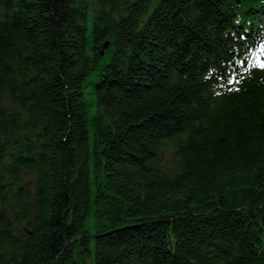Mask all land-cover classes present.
<instances>
[{"label":"trees","instance_id":"1","mask_svg":"<svg viewBox=\"0 0 264 264\" xmlns=\"http://www.w3.org/2000/svg\"><path fill=\"white\" fill-rule=\"evenodd\" d=\"M263 13L0 0V264H264Z\"/></svg>","mask_w":264,"mask_h":264},{"label":"snow or ice","instance_id":"2","mask_svg":"<svg viewBox=\"0 0 264 264\" xmlns=\"http://www.w3.org/2000/svg\"><path fill=\"white\" fill-rule=\"evenodd\" d=\"M240 65H245V71L247 72L250 68H259L264 70V41L258 46H250L248 49L247 60L237 61ZM235 82V77L229 78V83Z\"/></svg>","mask_w":264,"mask_h":264},{"label":"rangeland","instance_id":"3","mask_svg":"<svg viewBox=\"0 0 264 264\" xmlns=\"http://www.w3.org/2000/svg\"><path fill=\"white\" fill-rule=\"evenodd\" d=\"M171 151H168V153H170ZM165 158V165L166 166H170L171 165V155H167L164 157Z\"/></svg>","mask_w":264,"mask_h":264},{"label":"water","instance_id":"4","mask_svg":"<svg viewBox=\"0 0 264 264\" xmlns=\"http://www.w3.org/2000/svg\"><path fill=\"white\" fill-rule=\"evenodd\" d=\"M107 46H108V42L106 41L103 47L106 48ZM0 143H1V139H0Z\"/></svg>","mask_w":264,"mask_h":264}]
</instances>
